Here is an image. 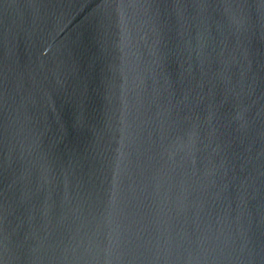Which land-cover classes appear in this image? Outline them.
<instances>
[{
    "label": "water",
    "instance_id": "obj_1",
    "mask_svg": "<svg viewBox=\"0 0 264 264\" xmlns=\"http://www.w3.org/2000/svg\"><path fill=\"white\" fill-rule=\"evenodd\" d=\"M0 264H264V0H0Z\"/></svg>",
    "mask_w": 264,
    "mask_h": 264
}]
</instances>
